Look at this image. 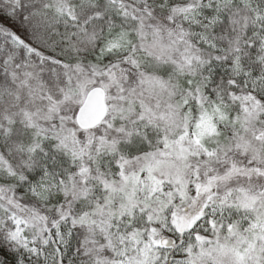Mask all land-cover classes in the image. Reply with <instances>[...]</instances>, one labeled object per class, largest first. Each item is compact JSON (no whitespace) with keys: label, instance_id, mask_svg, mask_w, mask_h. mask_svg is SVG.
<instances>
[{"label":"snow or ice","instance_id":"1","mask_svg":"<svg viewBox=\"0 0 264 264\" xmlns=\"http://www.w3.org/2000/svg\"><path fill=\"white\" fill-rule=\"evenodd\" d=\"M0 264H264V0H0Z\"/></svg>","mask_w":264,"mask_h":264}]
</instances>
